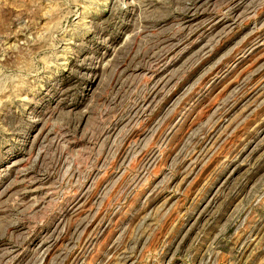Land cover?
<instances>
[{"label": "rangeland", "instance_id": "1", "mask_svg": "<svg viewBox=\"0 0 264 264\" xmlns=\"http://www.w3.org/2000/svg\"><path fill=\"white\" fill-rule=\"evenodd\" d=\"M0 264H264V0H0Z\"/></svg>", "mask_w": 264, "mask_h": 264}]
</instances>
